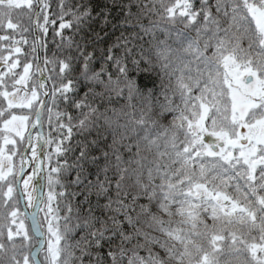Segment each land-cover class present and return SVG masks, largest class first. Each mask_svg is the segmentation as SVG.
<instances>
[{
  "label": "trees",
  "instance_id": "1",
  "mask_svg": "<svg viewBox=\"0 0 264 264\" xmlns=\"http://www.w3.org/2000/svg\"><path fill=\"white\" fill-rule=\"evenodd\" d=\"M40 2L37 34L50 94L41 120L47 150L38 222L53 246L52 257L47 246L40 253L41 263L264 264V163L250 170L241 158L228 165L209 156L198 127L229 138L236 135L241 123L233 109L229 66L264 77V38L253 16L255 10L264 11V0H121L134 6L132 15L122 17L112 9L108 29L98 19L101 7L84 22L69 15L74 27L65 31L63 41L51 25V20L62 19L59 5L88 0ZM94 2L104 5L111 0ZM45 4H51V15ZM35 9L34 0H0V153L10 158L13 171L20 166L25 139L8 131L7 121L18 113L30 121L41 100L32 27ZM120 19L133 26L126 30L135 38L134 56L140 61L133 71L147 73L145 86L93 97V75L111 69L101 68L95 59L85 62L98 48L92 33L103 35ZM23 76V91L30 96L27 107L8 99ZM68 81L72 89L66 97ZM90 108L97 110L90 117L91 130L82 129ZM258 108L249 111L247 125L262 117ZM69 127L72 138L67 142ZM97 129L107 192L86 189L87 169L95 171L87 162L83 183L74 182L80 142L97 138ZM62 140L68 151L58 162ZM258 157L264 159V149ZM197 188L205 193H197ZM98 193L101 204L109 197L113 202L103 214L119 221L112 226L115 233L110 228L102 240L99 234L96 239L88 235L77 219V208L87 207L81 201L88 196L95 204ZM216 197H225L234 210L225 211ZM35 243L14 178L0 181V264H32L29 253ZM98 243L111 248L112 260L99 259Z\"/></svg>",
  "mask_w": 264,
  "mask_h": 264
},
{
  "label": "snow or ice",
  "instance_id": "2",
  "mask_svg": "<svg viewBox=\"0 0 264 264\" xmlns=\"http://www.w3.org/2000/svg\"><path fill=\"white\" fill-rule=\"evenodd\" d=\"M44 7L48 9V15H51V4H45ZM59 7L62 10V19L61 20H51V25L56 29L55 35L59 37L62 41L64 40L65 31L71 32L73 30V23L67 20V16H73L76 18H80L81 22L87 21L92 16V11L97 7L102 8L101 14L98 16L100 21V25L104 29H108L110 23L114 20L111 16L112 9L115 11L122 13V17H128L132 15V8L134 7L131 4H125L121 2V0H111L110 4L98 5L94 2V0H88V3L85 4L83 2L80 3H70V4H60ZM67 7L68 12L64 13L63 9ZM74 9V11H73ZM118 25V27L116 26ZM133 27L128 24L126 19L116 20L110 31H104L103 35L99 32H93L92 34L98 38V48H93L91 52L88 53L85 58V62L89 63L93 59L98 61L103 68L104 65H108L111 69L110 71H102L98 70V74H94L92 77L93 80V88L91 90V95L93 97L99 96L103 98L106 93L110 92H123L127 90L131 92L135 87L137 90L141 87L145 86L143 83L144 76L147 73H142L138 71H133L134 68L139 67L140 61L134 56V49L136 47L135 38L130 37L127 33V29ZM119 29V35H117V30ZM44 38H45V49L47 48V36L49 29L45 27L43 29ZM106 41V43H102ZM87 43H91L88 41ZM87 46V45H86ZM99 52L98 55L96 53ZM83 54V50L81 52ZM66 65L64 63L61 64L62 71L65 70ZM133 78L135 79V84H133ZM43 82V81H42ZM72 89V82H67V91L65 92V96L67 97L68 92ZM67 102V99L66 101ZM97 110L95 108H90V111L85 114L87 121L84 125L81 126L82 129L90 127V117ZM101 133L100 130L97 129V138L92 140H82L81 143V151L78 154V162H77V175L74 177V182L83 183L85 176L84 172V162H87L90 168H95V171L87 169V185H85L86 189L89 187L98 188L103 192H107L108 189L104 187L106 184H109V180L106 174L101 179V175L104 172V169L100 166L99 161L101 159V148L99 146ZM115 133L113 134V143H115ZM72 138L71 127L68 129V137L67 142H69ZM65 141H61L60 144V152L56 153L57 161L60 162L61 158L64 156V153L68 151V149L64 148ZM103 155H107V153H103ZM66 164V160L62 161ZM31 175V174H30ZM111 197L105 204L100 203L99 193L97 194V201L95 204L92 203L90 197L86 196L81 204H86V208H77V219L84 224L85 229L88 231V235H91L93 239H96L97 234L101 237V240L104 239L103 233L111 228L113 233H115L116 229L112 227L113 225L119 223L116 216H105L103 214L104 209L111 208L112 206ZM100 210L101 214L97 215V211ZM83 212L85 215L81 218L80 213ZM99 225V228H97ZM79 226V225H78ZM33 229L37 235H41L40 228L38 224H33ZM41 244L43 241L40 242ZM97 247L101 249V254L99 259L103 262L105 260H112L113 253L111 248L105 249L102 243H98ZM49 251H51V240H49Z\"/></svg>",
  "mask_w": 264,
  "mask_h": 264
},
{
  "label": "rangeland",
  "instance_id": "3",
  "mask_svg": "<svg viewBox=\"0 0 264 264\" xmlns=\"http://www.w3.org/2000/svg\"><path fill=\"white\" fill-rule=\"evenodd\" d=\"M253 16L259 25L261 32L264 36V11H253ZM229 69V75L231 79V91L234 98V107L238 110L239 114H242V108L246 105H249L251 102H253V99L259 98L260 96H264V77L260 79H255L250 82H245L246 75L248 74V71H245L244 69L238 68L236 65L233 66L230 64ZM27 83V77L23 76L18 81L17 90L9 95L8 99L9 102L15 106H29L30 105V96L26 94L23 90L26 87ZM32 119L29 121L23 114H14L11 116V118L7 121V130L11 131L12 133L18 135L19 137H22L25 139L23 147L20 152V157L22 154V151L24 149L25 143H26V133L29 128V125L31 123ZM257 128H255V132L259 131L262 127L260 126V123H257ZM257 134V133H255ZM219 138H222L221 135H215ZM255 138V137H253ZM246 152L251 151L253 153L254 145L253 147L250 145L246 147ZM220 151H223V148L220 149ZM250 154V153H247ZM37 157V145H36V135L33 134L31 137V145L30 148L27 151V158L30 160V163L32 164L34 160ZM22 166V161L20 163V166L16 168V171H13L11 169L12 163L10 158L0 153V181H8L11 178H14V184L16 177L20 173ZM12 173H14L11 177H9ZM31 174V175H30ZM9 177V178H8ZM8 178V179H6ZM33 172L32 170H27L23 176V179L21 181V191L25 198V204L28 209H30L33 197H34V191H33ZM47 246V251H49V243L47 240V243H45ZM53 246L51 245V251L50 256H53Z\"/></svg>",
  "mask_w": 264,
  "mask_h": 264
},
{
  "label": "water",
  "instance_id": "4",
  "mask_svg": "<svg viewBox=\"0 0 264 264\" xmlns=\"http://www.w3.org/2000/svg\"><path fill=\"white\" fill-rule=\"evenodd\" d=\"M36 3V11L34 14V19H33V33H34V38H35V43H36V62H37V71H38V88L40 92L42 93V101L38 105L35 114L33 116L32 122L29 126L28 132H27V139L26 143L24 146V149L21 154L22 158V166H21V171L16 179V190L19 196L20 200V205L21 208L26 216V219L29 224L30 231L33 235V237L37 240L36 246L32 249L30 252V258L32 260L33 264H41L39 260V253L44 247V235L40 229L41 235H37L36 232L33 229V224H38L37 222V213L39 211V207L42 202L43 198V155L45 153V147H46V139L45 135L42 129L41 125V114L43 107L45 106V103L47 101V97L49 95V90H48V83L44 75L42 74L41 71V60H40V55H39V41L36 33V28H37V16L38 12L40 9V1L39 0H34ZM43 81V82H42ZM43 87L47 88L46 91L43 90ZM36 131L37 134V158L34 162L33 165V179H34V200L32 207L30 211H27L24 205V199L20 191V181L25 174V172L29 169L30 165L27 164L28 158L26 156L28 149L30 148L31 145V135L33 131ZM40 228V227H39ZM43 241L41 244L40 242Z\"/></svg>",
  "mask_w": 264,
  "mask_h": 264
}]
</instances>
